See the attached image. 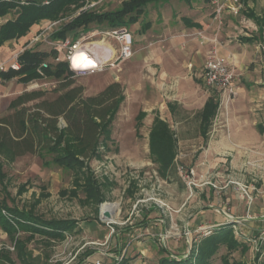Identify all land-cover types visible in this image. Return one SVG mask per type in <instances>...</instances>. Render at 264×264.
<instances>
[{"label": "crops", "instance_id": "obj_1", "mask_svg": "<svg viewBox=\"0 0 264 264\" xmlns=\"http://www.w3.org/2000/svg\"><path fill=\"white\" fill-rule=\"evenodd\" d=\"M124 1L127 0H113L117 6ZM263 14L264 0H240L239 15L227 10L219 25L208 0H170L148 5L143 18L149 25L143 30L139 23L128 28L133 36L132 57L79 83L87 96H96L113 83L122 87L124 100L107 142L115 144V150L105 145L111 155L127 158L143 156L146 152L149 155V132L154 119L167 124L177 152L169 177L161 178L167 189L168 207L173 206L176 198L177 159L184 163L182 167L192 169L197 178L208 177L221 189L203 186L198 189V197L196 194L184 199L182 205L185 206H190L193 200L200 204L189 222L193 233L200 227L214 228L231 222L247 236L253 231L251 225L264 224L263 217H255L256 203L249 202L241 190L229 183L240 182L251 191L250 182L257 169L264 170V27L261 29L255 20ZM9 18L11 15L0 19V25ZM49 23L43 20L30 30L34 32ZM30 38L29 32L20 39L4 43L0 47V63L8 61L11 53ZM42 45H34L32 49L46 52L45 62L62 63L57 52L47 45L48 50H41ZM86 48L110 60L118 52L115 41L100 36L89 41ZM212 52L234 73L235 95L224 107L218 91H207L203 87V65ZM6 73H0V117L14 99L32 90L33 83L60 81L46 77L24 82L20 76L7 77ZM209 102L218 104L212 117L205 114ZM118 114H122L123 125L129 126L121 134L114 128ZM143 125L148 126V130L141 139L145 144L140 146ZM126 135L130 136L129 143ZM158 212L166 219L160 218ZM148 215L151 218L145 221L149 223L145 228L137 225L115 233L110 243L108 236L112 235L105 234L102 239L111 247L110 252L96 254L86 264L96 261L117 264L121 251L125 259L137 255L130 264H154L153 258L160 251V248L154 249L155 239L164 231L169 232L166 227L172 226L174 215L158 207ZM193 219L197 221L191 224ZM123 238L129 240L126 245L122 244ZM182 242L169 241L168 249L174 255L184 254L187 244L186 240Z\"/></svg>", "mask_w": 264, "mask_h": 264}, {"label": "trees", "instance_id": "obj_2", "mask_svg": "<svg viewBox=\"0 0 264 264\" xmlns=\"http://www.w3.org/2000/svg\"><path fill=\"white\" fill-rule=\"evenodd\" d=\"M91 1L93 0H0V19L11 15V18L0 25V47L10 40L26 36L34 25L43 20L61 21L78 11L79 14L64 23L52 35V39H75L78 33L92 28H130L136 23L143 30L149 25L143 18L147 6L170 0H127L113 11H96L93 8L81 10ZM255 20L262 29L264 14ZM46 56V52L36 48L27 50L19 59L20 69L8 70L6 76L17 75L24 82L39 79L37 68L45 62ZM48 65L44 70L45 77L60 80L63 92L50 100L43 91L23 93L14 99L9 107L14 111L13 115L0 119V153H6L12 159L25 154L37 155L42 160L49 156V163L78 175L75 180L83 181L81 186L88 199L98 205L105 200L88 161L100 158V148L111 139L112 123L124 100L122 87L119 83H113L96 96H84L83 87L74 85V81L70 79L66 63L48 62ZM217 108L218 104L207 103L206 117L214 116ZM141 117L142 114L139 115ZM59 119L65 122L64 127L59 126ZM176 154L172 131L165 122L155 118L149 132V156L156 165L160 178L169 177ZM46 164L48 165L47 162ZM76 185L80 186L78 183ZM4 210L10 215L6 216ZM233 226L234 223L228 222L211 228L206 236L191 240L189 255L184 258L161 247L159 254L163 256L160 264H212L221 247L226 249V253L220 256L221 264H241L229 259L233 252L240 251L243 254L248 251L246 243L235 237ZM77 227L78 224L73 221H46L32 213L9 209L3 202L0 205V229L11 239L18 232L28 237L40 234L49 239H63L67 232H77ZM18 249L19 257L24 261L23 246L20 245ZM126 263L125 260L117 261V264Z\"/></svg>", "mask_w": 264, "mask_h": 264}, {"label": "rangeland", "instance_id": "obj_3", "mask_svg": "<svg viewBox=\"0 0 264 264\" xmlns=\"http://www.w3.org/2000/svg\"><path fill=\"white\" fill-rule=\"evenodd\" d=\"M94 3L96 4L90 7ZM90 8L96 11L107 8V10L113 11L118 6L115 5L113 0H93L87 3L82 10ZM79 12H76V14ZM75 15L63 18L56 26L57 29L64 23L71 21L70 18ZM80 34L78 33L75 39ZM41 50H48V47L42 45ZM85 77H70V79L74 81V85L80 86L79 83H82ZM60 82L45 81L39 82L37 85L32 84L34 87H31L32 90L28 89L27 93L43 91L47 93L46 98L50 100L63 92L60 88ZM204 89L207 90L205 87ZM83 95L87 96L84 91ZM25 107L27 109V104ZM13 112V110L7 109L0 119L11 117ZM221 114H224L223 110ZM116 119L118 124L114 128L119 131L118 134H121L129 126L123 125L122 114H118ZM59 126H65L63 119H59ZM147 130L148 126L146 125H143L140 129L142 135L139 140L140 146L145 144L141 139ZM126 137L128 138L126 142L129 143L130 136L126 135ZM106 144L109 146L108 149L115 150V144ZM111 150L109 151L111 152ZM100 151L102 153L100 158L88 161V166L94 178L98 181L99 191L105 200L98 205L88 199L81 186L83 181L77 182L75 180L78 175L49 163V156L42 160L37 155L25 154L12 159L6 153H0V205L3 202L9 209L32 213L34 216L46 221H73L78 224L77 232H67L63 239H49L40 234L28 237L22 232L16 233L14 238L11 239L0 229V264H86L96 254L110 252L111 247L102 239L105 234L112 235L111 237L108 236L110 243L115 233L129 230L137 225L143 228L147 227L149 223L145 224V221L151 218H148V214L157 207L169 210L174 215V220L172 226L170 223L171 227H166L169 232L164 231L155 239V250L161 247L168 249L169 241L184 242L187 237L192 238L193 236L194 238L191 240H195L198 239V236L205 235L200 229L206 227H200L193 233L190 231L191 226H189L191 215L200 208V204L193 200L190 206H188L189 204L182 205L186 197L189 199L196 194L198 197L199 188L190 194L176 171L174 175L177 187L176 198L172 202L173 206L168 207L167 189L158 175L157 179L152 175L153 172H156V166L151 162L148 152L143 156L127 158L118 154L111 155L105 146L100 148ZM177 165L181 167V165L184 166V163L177 159ZM263 180L264 170L258 168L256 175L253 177V182H250L252 185L249 186L253 188L250 195L253 198V203H256L255 217L264 218ZM76 183L80 186H77ZM232 185L240 191L238 186ZM241 193L243 192L241 191ZM106 205H114L115 214L113 215L111 212V220L105 221L100 218V212ZM3 213L6 216L10 215L5 210ZM158 214L161 215L160 218L166 219L161 213L158 212ZM113 216L114 220H112ZM196 221V219H193L191 224ZM236 223L239 224V222ZM254 225H251L253 231L247 236L243 234L244 232L241 233L238 230L239 228L233 226L235 237L246 243L248 251L243 254L240 251L233 252L230 254L229 259L236 260L241 264H264V224L255 223ZM150 228L149 232H151ZM187 231L189 234L185 235ZM123 240L122 244L124 245L129 241H125L124 238ZM20 245L24 249V252L22 251L24 261L19 257L18 248ZM123 253L124 251H121V256H118L117 261L125 260L126 264H130V261L133 263V260L137 258V255H133L125 259V253ZM225 253L226 249L221 247L213 258L212 264H221L220 256ZM185 254H188V248L184 254L180 255ZM162 256L160 254L155 256L153 258L154 264H160Z\"/></svg>", "mask_w": 264, "mask_h": 264}, {"label": "built area", "instance_id": "obj_4", "mask_svg": "<svg viewBox=\"0 0 264 264\" xmlns=\"http://www.w3.org/2000/svg\"><path fill=\"white\" fill-rule=\"evenodd\" d=\"M95 4L96 3L90 5V7L94 6ZM211 4L214 11V20L219 25H221L223 14L227 10L233 15H238L240 13V0H212ZM72 18L73 17H71L70 20H72ZM59 23L60 21H53L47 26L34 32L30 30L29 32L31 34V38L18 49L13 51L8 61L0 63V73L6 72L8 70L18 71L21 67L19 60L21 55L27 50L32 49L36 43L47 45L52 50L57 52L60 58L59 62L66 63L71 74V78L92 76L103 73L107 69L115 68L119 63L130 59L133 55V36L127 27L109 29L95 28L89 31L81 32L77 39H73L71 37H67L65 39H52V35L58 30L56 26ZM98 36L116 42L118 52L113 60H110L106 56L98 55L93 52V50L86 48L87 43ZM48 66V63L43 62L37 68V73L40 76L39 79H46L44 70L47 69ZM202 81L204 87L207 90H215L222 95L223 101L221 102V105L226 106L235 95V78L233 70L224 65L222 60L215 54V52H212L208 56L206 62L203 65ZM33 85L37 84L33 83ZM33 85L32 87H34ZM177 172L185 183L190 194H192L195 189L207 185L216 190L219 189L218 186L208 177L197 178L192 169H187L181 166L177 168ZM152 175L157 179L156 172H153ZM229 183L238 186L247 197L248 201L252 202L253 198L250 195L248 186L235 181H230ZM211 228L212 227L205 229L201 228L200 230H202L205 234L203 235L206 236L210 233ZM188 234L189 232L187 231L185 235ZM95 264L101 263L96 261Z\"/></svg>", "mask_w": 264, "mask_h": 264}, {"label": "water", "instance_id": "obj_5", "mask_svg": "<svg viewBox=\"0 0 264 264\" xmlns=\"http://www.w3.org/2000/svg\"><path fill=\"white\" fill-rule=\"evenodd\" d=\"M100 218L102 220H111L112 218V214L110 211H104L103 213L100 212ZM232 220L234 221L235 219L232 218ZM236 222V221H235ZM186 244H187V248H188V254L190 252V249H191V239L190 238H186ZM188 254H185V255H181V256H178L179 258H184L186 257Z\"/></svg>", "mask_w": 264, "mask_h": 264}, {"label": "bare ground", "instance_id": "obj_6", "mask_svg": "<svg viewBox=\"0 0 264 264\" xmlns=\"http://www.w3.org/2000/svg\"><path fill=\"white\" fill-rule=\"evenodd\" d=\"M87 46V45H86ZM104 211H110V212H112L113 213V215L115 214V206L114 205H106V206H104L103 208H102V213L104 212ZM112 220H114V216H113V219Z\"/></svg>", "mask_w": 264, "mask_h": 264}]
</instances>
